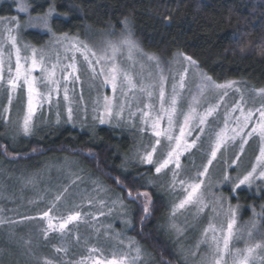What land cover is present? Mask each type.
<instances>
[{
    "label": "rangeland",
    "instance_id": "obj_1",
    "mask_svg": "<svg viewBox=\"0 0 264 264\" xmlns=\"http://www.w3.org/2000/svg\"><path fill=\"white\" fill-rule=\"evenodd\" d=\"M5 2L14 4L16 13L11 16L0 17V21L4 22L0 23V28L5 25L16 27L14 23H11L12 18H16L19 21L21 27L12 34L17 36V44L21 49V55L30 56L31 49L37 48L42 50L49 66L56 63L57 56L60 57L64 64L71 62L70 59H64L66 54L63 48L55 43V37L65 33L54 31L52 27L53 18L49 21L50 31L44 29L42 25L28 27L26 23L29 16H43L53 7H50L44 14L34 15L31 12L29 0H24L29 6V13L24 14L18 11L20 0H0V6ZM56 15L57 12L54 9V17ZM125 21H127V28L131 30L133 39L138 42L144 53L157 57L162 68H171L173 71L179 70L175 61L177 53L183 52H176L171 57H165L146 50L133 31L131 20L126 19ZM125 21L120 29L114 31H100L98 33H89L86 36L67 34L72 37H78L93 48L98 49L103 46L105 40L118 39L121 33L127 34ZM28 30H37L47 35V37L39 44L34 43L25 35ZM3 35H6V33H3ZM25 45L30 47L25 48ZM5 48L6 51L11 50L8 45ZM183 54L189 56L185 53ZM67 55L70 57L71 53ZM81 61L82 58L77 54V62L81 67L80 80L73 82L70 78L67 83L69 96L73 100V118L71 121L67 117L66 109L68 105L62 99L63 92L61 90L59 107L56 106V98L54 96L51 107L48 104H44L43 107L38 109L33 118V131L26 136L20 130L23 115L26 111V90H18L7 113L4 109L8 107V93L6 90H0V120L6 126V137L11 139L14 146L20 148L23 146L25 139L43 137L46 133L65 125L88 132L92 136V140L97 142V128L99 126L111 127L131 137L132 146L128 152L123 154V171L135 174L139 177L137 179L142 184L156 188L165 197L167 205L163 217L162 231L167 235L168 240L187 264H207L210 252L208 246L202 242L204 230L209 226V223L215 224L218 228L221 225L226 226L229 205L236 209L237 225L245 233V239L239 243L234 242V247L243 248L245 246L247 232L252 230L251 226L253 223L256 224V229L252 240L248 242L257 243L264 240V217H262V214H264V203H261L258 207L254 204L246 206L238 200V191L241 188H247L259 194L261 190H264V180H256L250 186H242L235 192L231 190L235 181L232 183L221 182L226 168L228 174L233 177L237 174L242 176L251 169L255 156L259 154L260 142L258 138H251L249 143L245 145V153L241 155L238 171L227 167L228 164H231L232 159H235L236 153L239 152L238 144L235 147H230L227 153L223 155L218 153V159L210 166L204 188L205 203L208 204L207 208L202 212H198V206H188L185 209L178 210L173 215L172 209L174 205L184 195L179 185L176 186L175 190L171 187L172 168L174 166H169V169L157 174L155 172V163L149 165L142 162L141 157L146 151L151 150L156 138L150 126L142 123L139 114L130 118L128 110L125 109L123 119L117 120L113 118L110 122L104 124L99 122V119L96 118L98 113L93 111L94 107H96L94 101L97 96H112L111 86L103 85L101 83L102 78L98 77L93 80L90 74L84 71ZM143 63L145 64L144 74L147 75L148 72H152L153 76H155L156 68L154 63L149 64L146 60ZM199 68L204 71L200 66ZM136 71H140L139 67H137ZM165 74L167 75L168 73L166 72ZM34 75L39 76V70L34 72ZM60 76L61 73L57 72V78H60ZM234 81L239 82L236 87L241 89L246 98L249 99L247 107H259L260 103L264 102V98L251 95L253 89L260 88L252 87L242 80ZM171 83L172 81L169 79L166 86L169 92L171 91ZM40 87L41 91H46L42 85ZM188 87L193 91L195 90V82L192 81L191 77H189ZM81 94L83 96L82 100L80 99ZM213 95V93H210L209 98L211 99ZM226 99L231 104L232 101L239 99V94L230 91ZM211 102L215 103V100L213 99ZM184 106L185 108L187 107L186 104ZM140 107H143V105L141 104ZM135 109L136 105H133L132 111H135ZM195 135L196 133H193L191 138H194ZM162 144L165 148L167 147L163 139ZM206 147L207 144L205 142L201 149H193L190 153L181 157L182 171L180 179L194 176L197 171H202V166L207 162L208 158L203 151ZM162 158L159 151L154 156V160ZM76 159V157L71 156H67L66 159H55L51 156L41 161L37 166H22L14 162L0 164V220L4 221L0 223V264H43L42 258L44 257L55 261L56 264H68L70 261L71 264H76L81 257L88 256V253L84 251L87 250V248H84L85 244H93L98 249H102L101 252L105 255H102L101 259L111 258L113 252L117 256L124 252L135 256L134 249L139 247L141 249V258L137 260L136 264H148V262L153 264L151 262L153 260L151 258L154 257L153 254L148 252L141 243L134 241L131 249H129L128 245L131 242L128 244L126 240H123L124 237L127 238L128 236L127 232H123V230H127L124 227L129 229L133 224L132 205L128 204L125 199L123 200L118 190L104 184L100 177ZM63 182H65L64 186ZM65 188L68 191L64 193L60 201L56 202L55 209L50 214L54 218H58L61 216L66 217L73 211H80L83 214L82 219L70 224L63 234L57 229L49 231L48 237L45 238L43 230L47 228L48 221L42 217V213L52 206L56 195L64 192ZM219 197L224 199L219 201L217 199ZM89 200L92 201L91 204H89ZM100 201H103V204ZM246 208L249 209L247 214L245 212ZM100 213H103V215H100ZM26 217L33 219H25ZM93 217H96V219H93ZM53 222L58 223L59 220L54 219ZM77 236H79V243L76 242ZM102 236L105 238H101ZM128 237L130 238V236ZM91 238H98V240H95L96 243H90V241L87 243L86 241ZM101 239H107L109 244L103 243ZM61 246L68 248L67 253L73 252L71 253V258H65V255L62 254L65 258L63 260L62 256L59 258L54 255L56 253L55 247ZM106 247L110 250L104 249ZM94 257L95 254H93ZM262 261H264V251L258 252L255 256V264H261ZM89 264H91V261H89Z\"/></svg>",
    "mask_w": 264,
    "mask_h": 264
},
{
    "label": "snow or ice",
    "instance_id": "obj_2",
    "mask_svg": "<svg viewBox=\"0 0 264 264\" xmlns=\"http://www.w3.org/2000/svg\"><path fill=\"white\" fill-rule=\"evenodd\" d=\"M18 11L24 14L29 13V6L24 0H20ZM52 18H54V9L50 8L43 16H29L26 23L28 27L42 25L44 29L50 31L49 21ZM166 22L170 23V18H166ZM0 23L4 22L0 21ZM11 23H14L16 27L5 25L0 28V90H6L8 93V107L4 109L6 113L18 90H26V111L20 125V130L24 135L32 133L33 118L38 109L44 104L51 107L54 96L56 106L59 107L61 90L63 92L62 99L68 105L66 109L68 120H72L73 100L69 96L67 83L70 78L73 82L80 80L81 67L77 62V54H79L82 58L81 63L84 66V71L88 72L93 80L99 77L102 78L103 85L111 86L112 96H97L94 101L96 107L93 111L98 113L96 118L99 119V122L104 124L113 118L123 119L125 109L128 110L130 118L139 114L142 123L150 126L156 138L151 150L146 151L141 157L142 162L149 165L155 163L157 174L169 169V166H174L171 187L175 190L179 185L184 195L174 205L173 215L188 206H198V212L207 208L204 188L210 166L218 159V153L223 155L230 147H235L238 144L239 152L236 153L231 164L227 165L234 171H238L241 155L245 153V145L254 137L259 139L260 146L259 154L255 156L251 169L242 176L237 174L233 177L228 174L226 168L221 182L232 183L235 181L231 188L235 192L242 186H250L256 180H264V102H261L259 107H247L249 99L241 89L236 87L238 81L217 83L199 68L197 61L183 53H177L175 61L179 70L162 68L159 59L144 53L138 42L133 39L131 30L127 28V21H125L126 35L121 33L118 39L105 40L103 46L98 49L78 37L69 36L67 33L56 36V45L62 47L66 54L64 59H70L71 62L64 64L57 56L56 63L49 66L40 49L32 48L30 56L21 55L17 36L12 34L18 31L21 25L16 18H12ZM6 45L10 46V51H6ZM28 47L30 46L25 45V48ZM68 53H71L70 57L67 55ZM145 60L149 64L154 63L155 76L152 72L144 74L145 64L143 61ZM137 67L140 69L139 72L136 71ZM37 70L40 72L39 76L34 75ZM57 72L61 73L60 78H57ZM189 77L195 82L194 91L188 87ZM169 79L172 81L170 92L166 88ZM41 85L46 91H41ZM230 91L239 94V99L232 101L231 104L226 99ZM210 93L214 94L211 99L209 98ZM251 95L264 98V88L253 89ZM80 99H83L82 94ZM213 99L215 103L211 102ZM141 104L143 107H140ZM133 105H136L135 111H132ZM57 116L59 122V113ZM193 133L196 135L191 138ZM162 139L166 142V148L162 144ZM205 142L207 147L203 151L208 158L202 166V171H197L194 176L180 179L181 157L193 149H201ZM158 151L163 158L154 160ZM67 191L68 189L65 188L64 192L56 195L52 206L42 213V217L48 221L47 228L43 230L45 238L48 237L49 231L57 229L63 234L70 224L82 219L83 214L80 211H73L66 217L58 218H54L50 214L55 209L56 202L60 201ZM128 196L132 198L143 196L147 200L149 194L138 192L136 197H133L132 192L129 191ZM217 199L222 201L224 198ZM91 203L92 201L89 200V204ZM100 203L103 204V201ZM144 211L146 214L148 213L147 204L144 206ZM25 219L33 218L26 217ZM54 219H58L59 222L54 223ZM3 222L0 220V223ZM251 227L252 230L247 232L245 246L243 248L234 247V242L239 243L245 239V233L237 225L236 209L229 205L226 226L221 225L218 228L215 224L209 223V226L204 230L202 242L208 246L210 252L207 264H255L256 254L264 251V240L249 243L248 241L253 238L256 224L253 223ZM76 242H80L79 236L76 237ZM121 243L123 242L121 241ZM128 247L131 249L132 244L130 243ZM55 251L67 254L68 248L66 246L55 247ZM134 251L135 256H131L128 252L117 256L113 252L111 258L101 259L103 255L101 250L89 247L87 248L88 256L81 257L76 264H89V261L91 264H136L140 258L141 249L136 247ZM93 254H95L94 258ZM42 259L43 264H56L55 261L47 257ZM261 264H264V261Z\"/></svg>",
    "mask_w": 264,
    "mask_h": 264
},
{
    "label": "trees",
    "instance_id": "obj_3",
    "mask_svg": "<svg viewBox=\"0 0 264 264\" xmlns=\"http://www.w3.org/2000/svg\"><path fill=\"white\" fill-rule=\"evenodd\" d=\"M29 3L34 15L44 14L50 7L55 9L52 27L57 33L86 36L114 31L129 19L146 50L165 57L183 52L218 82L242 80L252 87L264 88V0H29ZM15 13L14 4L5 2L0 6V17ZM166 18H170V23ZM25 35L37 44L47 37L37 30H28ZM6 131L0 120V164L37 166L51 156L76 157L132 205L133 224L123 230L130 238L123 240L128 244L141 243L153 254V260L149 259L153 264H187L162 231L167 205L163 194L122 169L123 154L132 146L131 137L99 126L95 142L88 132L65 125L43 137L25 139L19 148L6 137ZM144 190H148L147 200L143 196H128L129 191L136 197V193ZM238 196L246 206L264 203V190L256 194L241 188ZM245 212L249 213V209ZM101 241L108 243L107 239ZM71 253L64 254L65 258H71ZM62 254L54 253L59 258Z\"/></svg>",
    "mask_w": 264,
    "mask_h": 264
},
{
    "label": "crops",
    "instance_id": "obj_4",
    "mask_svg": "<svg viewBox=\"0 0 264 264\" xmlns=\"http://www.w3.org/2000/svg\"><path fill=\"white\" fill-rule=\"evenodd\" d=\"M93 239H94L93 242H90V243H96V242H95V238H93ZM86 242L88 243V241H86ZM85 246L88 247V248H89V247H95V248L97 247L96 245H93V244H88V245L85 244L84 247H85ZM61 247H62V246H61Z\"/></svg>",
    "mask_w": 264,
    "mask_h": 264
}]
</instances>
